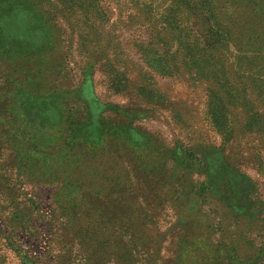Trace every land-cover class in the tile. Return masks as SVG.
Wrapping results in <instances>:
<instances>
[{
	"label": "rangeland",
	"instance_id": "374dc122",
	"mask_svg": "<svg viewBox=\"0 0 264 264\" xmlns=\"http://www.w3.org/2000/svg\"><path fill=\"white\" fill-rule=\"evenodd\" d=\"M211 2L201 52L179 0H0V264H264V129L214 93L264 110V0Z\"/></svg>",
	"mask_w": 264,
	"mask_h": 264
},
{
	"label": "trees",
	"instance_id": "16d2710c",
	"mask_svg": "<svg viewBox=\"0 0 264 264\" xmlns=\"http://www.w3.org/2000/svg\"><path fill=\"white\" fill-rule=\"evenodd\" d=\"M98 1L103 0H90L91 2L98 3ZM127 4H134V7L137 4V0H123ZM147 1V0H146ZM181 3L185 6V10L187 11V17L185 25L181 26L179 25V21L174 19V17H166L164 20H169L167 24H169L170 30H175L171 38L173 39V43H175L176 47L183 50V49H199L201 52H203V49H210L215 50L220 47L222 43H226V39L228 36L229 39V33L226 30L224 31L223 28H221V24L219 23L217 19V15L214 13L212 2L211 0H179ZM248 1V2H247ZM250 0H246V4L250 3ZM261 3V2H260ZM144 7V6H143ZM148 9L146 11H142L143 14L146 15V18H148L152 13L151 10H149L150 6H147ZM250 10H257L259 14L258 20L254 22L255 28H252L253 30L258 31L259 29H262L264 27V9L258 5V8H254V6H251L250 4ZM264 7V4H263ZM248 10V8H245ZM246 11H244L245 13ZM261 13L262 17H261ZM187 27V28H185ZM245 29H250V27H246ZM264 32V31H263ZM246 41L249 42L250 40H253V45L256 46V49H260V47H263V52L261 55L262 63L264 67V33L262 35L257 36H246ZM242 48V46H240ZM200 56H203L202 53H200ZM201 59V57H200ZM198 59L194 60L193 62L196 63ZM243 74V70H241V74ZM247 75V74H246ZM252 77L251 79H253ZM258 77H255L253 81L257 80ZM244 83V82H243ZM233 84L231 87L227 85L220 84L221 89L215 90V96L220 99V102L222 105L231 103L233 101V104L236 103L237 106H239L241 109L248 110L250 112L249 118L250 121L247 123L248 129H264V119L261 120L262 116H264V110L261 111V109H258L257 105H254L251 101H241L239 102V95L238 90H240V85ZM245 84V83H244ZM243 86V84H242ZM264 87V86H263ZM227 94V98H225V95ZM223 95V96H221ZM236 99V100H235ZM246 103L248 105H246ZM227 106V105H226ZM227 119L216 117L214 124L218 127H224L226 124ZM85 125V124H84Z\"/></svg>",
	"mask_w": 264,
	"mask_h": 264
}]
</instances>
